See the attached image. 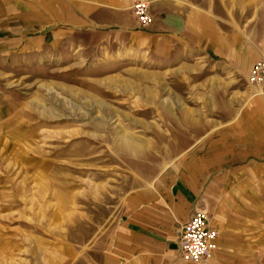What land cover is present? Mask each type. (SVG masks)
<instances>
[{"label": "rangeland", "instance_id": "1", "mask_svg": "<svg viewBox=\"0 0 264 264\" xmlns=\"http://www.w3.org/2000/svg\"><path fill=\"white\" fill-rule=\"evenodd\" d=\"M17 2L42 30L28 51L0 54V264H98L96 236L120 233L126 192L193 159L206 124L183 122L189 94L151 78L146 47L74 24L81 0ZM176 2L212 8L254 58L264 52V0ZM252 164L207 182L223 178L215 211L231 241H248L249 263L264 264V161Z\"/></svg>", "mask_w": 264, "mask_h": 264}, {"label": "crops", "instance_id": "2", "mask_svg": "<svg viewBox=\"0 0 264 264\" xmlns=\"http://www.w3.org/2000/svg\"><path fill=\"white\" fill-rule=\"evenodd\" d=\"M134 1L81 0L74 4L73 23L146 47L151 78H165L169 91L189 94L181 98L192 103L183 122L206 127L194 132L185 151L193 159L180 162L170 176L159 172L126 192L120 233L96 236L98 264H245V254L250 264L244 251L248 241H231L222 206L215 211L223 178L209 184L207 174L264 161V94L246 86L252 65L264 52L254 58L251 47L239 44L212 8L185 7L176 0H148L152 22L141 29L131 9ZM40 21L37 10L0 0V54L28 51L29 34L35 43L40 37ZM195 210L207 213L218 233L217 250L203 262L184 263L178 256V232Z\"/></svg>", "mask_w": 264, "mask_h": 264}, {"label": "built area", "instance_id": "3", "mask_svg": "<svg viewBox=\"0 0 264 264\" xmlns=\"http://www.w3.org/2000/svg\"><path fill=\"white\" fill-rule=\"evenodd\" d=\"M150 1L135 0L131 9L141 29L151 25ZM248 83L264 92V59L257 60L247 76ZM178 256L184 263H200L217 250L215 229L204 210L193 211L178 232Z\"/></svg>", "mask_w": 264, "mask_h": 264}]
</instances>
